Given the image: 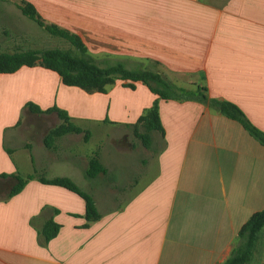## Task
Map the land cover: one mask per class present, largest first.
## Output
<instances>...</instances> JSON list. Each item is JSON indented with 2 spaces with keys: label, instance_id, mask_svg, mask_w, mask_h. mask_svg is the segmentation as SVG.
Listing matches in <instances>:
<instances>
[{
  "label": "crops",
  "instance_id": "0c3cea01",
  "mask_svg": "<svg viewBox=\"0 0 264 264\" xmlns=\"http://www.w3.org/2000/svg\"><path fill=\"white\" fill-rule=\"evenodd\" d=\"M18 1L77 35L97 62L204 87L264 133V0ZM0 81V264H220L241 226L264 208V147L205 104L158 100L163 132L151 135L152 152L135 169L147 179L126 198L117 184L131 167L113 152L132 153V126L156 100L146 86L134 82L131 90L116 80L106 93L87 94L39 66L0 74ZM27 103L65 111L89 140L68 134L47 149V131L33 152L21 131L36 135L43 116L60 120L30 113ZM100 129L108 133L106 149L93 141ZM94 153L105 173L90 179ZM14 174L70 179L93 198L100 218L84 226V201L37 178L7 198ZM48 219L60 229L44 244L39 230ZM248 264H264V227Z\"/></svg>",
  "mask_w": 264,
  "mask_h": 264
},
{
  "label": "trees",
  "instance_id": "16d2710c",
  "mask_svg": "<svg viewBox=\"0 0 264 264\" xmlns=\"http://www.w3.org/2000/svg\"><path fill=\"white\" fill-rule=\"evenodd\" d=\"M16 7L20 13L34 22L51 36L67 42L71 50L45 49V50H19L12 53H0V74H12L21 67L39 66L54 72L66 87L80 89L87 94L106 93L107 88L112 86L116 80L129 81L123 86L134 89V82H140L156 96L152 106L145 110L132 126L133 135L140 140L143 147L149 148L152 133H162V126L158 113V100L175 101H197L220 115L236 121L240 126L260 145L264 147V133L254 126L246 117L243 111L234 103L225 100L210 98L207 90L198 85L192 88H183L169 81L164 75L148 68L139 67L128 69L120 61L97 62L88 52L80 38L69 31L58 28L52 24H46L38 15L35 8L28 2L20 1ZM27 110L32 114L55 113L60 124L49 130L44 137V146L51 149L57 139L68 134H81L83 142L90 138L89 131L73 125L68 114L51 107L41 110L38 106L27 103ZM140 129L143 131L140 132ZM105 173L103 166L98 160V154L94 153L88 160L86 177L93 179L99 174ZM15 184L7 194V198L17 195L28 181L37 180L45 185L62 187L78 195L85 205L84 219L88 223L97 221L100 218L96 210L93 198L81 191L68 178L45 179L43 177L27 176L20 177L14 174ZM264 227V208L253 213L239 229L229 257L220 264H248L254 243L258 233ZM60 226L52 219L45 221L39 230V235L44 244L56 237Z\"/></svg>",
  "mask_w": 264,
  "mask_h": 264
},
{
  "label": "rangeland",
  "instance_id": "374dc122",
  "mask_svg": "<svg viewBox=\"0 0 264 264\" xmlns=\"http://www.w3.org/2000/svg\"><path fill=\"white\" fill-rule=\"evenodd\" d=\"M17 4H20L18 0H0V53H12L19 50H45L55 48L60 50L72 49L67 42L49 35L43 30V28H40L34 22L21 15L17 10ZM1 83L2 81H0V85ZM24 120L25 117L22 116L21 130L24 126ZM39 121L40 122L36 124V130L38 131L36 135H31V132L29 133L27 130L21 131L20 133L21 139L25 138L26 141L30 142L33 152H36L41 148H39L40 139H38V136L40 137L41 134L51 130L56 126L55 124L57 122L60 124L55 116H43ZM142 131L143 130L140 129V132ZM99 134L100 136L95 137L93 140L95 147L99 148L100 145H102L104 149H106L105 136L108 133L103 132V130L100 129L98 135ZM132 142L133 151L129 156L128 152L120 154L113 152L116 159L119 160L122 165L124 164L127 166V163L129 162L131 167L129 174L125 176V178H128L122 181L123 183L120 185L117 184V187H122L123 196L126 198L131 196L135 189L142 185L147 179L148 176L136 173L135 169L137 165H142L141 161L143 160V156L148 152H152V149L150 148H143L140 140L133 138ZM95 147L93 146V148ZM88 149H90V147ZM127 180H131L133 185L127 183L124 184L125 182H128ZM124 186H126V189Z\"/></svg>",
  "mask_w": 264,
  "mask_h": 264
}]
</instances>
